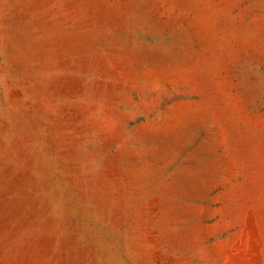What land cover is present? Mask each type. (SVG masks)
Masks as SVG:
<instances>
[{
  "label": "rangeland",
  "instance_id": "374dc122",
  "mask_svg": "<svg viewBox=\"0 0 264 264\" xmlns=\"http://www.w3.org/2000/svg\"><path fill=\"white\" fill-rule=\"evenodd\" d=\"M0 264H264V0H0Z\"/></svg>",
  "mask_w": 264,
  "mask_h": 264
}]
</instances>
